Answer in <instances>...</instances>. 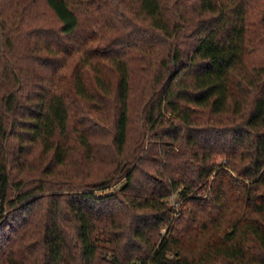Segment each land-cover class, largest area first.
<instances>
[{
  "label": "trees",
  "instance_id": "16d2710c",
  "mask_svg": "<svg viewBox=\"0 0 264 264\" xmlns=\"http://www.w3.org/2000/svg\"><path fill=\"white\" fill-rule=\"evenodd\" d=\"M0 264H264V0H0Z\"/></svg>",
  "mask_w": 264,
  "mask_h": 264
},
{
  "label": "rangeland",
  "instance_id": "374dc122",
  "mask_svg": "<svg viewBox=\"0 0 264 264\" xmlns=\"http://www.w3.org/2000/svg\"><path fill=\"white\" fill-rule=\"evenodd\" d=\"M49 22V21H47ZM260 58L259 54H253L251 55V59H258ZM137 71V70H136ZM140 82L138 78V74L136 72L132 84H131V102H130V108H131V113H130V126H129V132H128V144L131 145L132 142L137 140V135L138 131L140 130V113H139V108H140ZM145 145H147V140L148 136L145 137ZM123 180L120 179L118 182L113 185L112 189H117L123 184ZM109 191H112L111 189ZM175 196H172L170 198V204L175 203Z\"/></svg>",
  "mask_w": 264,
  "mask_h": 264
}]
</instances>
